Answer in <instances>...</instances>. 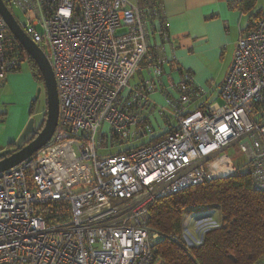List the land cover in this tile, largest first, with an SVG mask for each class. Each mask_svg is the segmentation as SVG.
<instances>
[{"label":"built area","instance_id":"obj_1","mask_svg":"<svg viewBox=\"0 0 264 264\" xmlns=\"http://www.w3.org/2000/svg\"><path fill=\"white\" fill-rule=\"evenodd\" d=\"M5 1L51 62L59 121L44 147L0 173V264H161L151 205L203 184L207 162L235 144L264 191V11L237 41L222 103L205 104L189 73L161 83L164 57L152 49L163 8L152 0ZM11 36L0 14V84L25 61L9 56ZM143 64L149 75L136 81ZM157 91L165 104L154 108ZM153 114L165 133L134 145L158 132ZM219 227L201 215L167 237L190 250Z\"/></svg>","mask_w":264,"mask_h":264},{"label":"crops","instance_id":"obj_2","mask_svg":"<svg viewBox=\"0 0 264 264\" xmlns=\"http://www.w3.org/2000/svg\"><path fill=\"white\" fill-rule=\"evenodd\" d=\"M161 6L169 39L160 36V22L155 21L159 33L154 35L157 48L154 47L152 51L164 57V73L160 81L163 85L175 83L184 73H189L192 82L206 90L207 95L202 102L207 104L219 96L220 85L234 59L237 41L242 33L252 28L255 15L264 11V0H161ZM17 72L10 73L0 84V125L7 126L10 122L18 124L6 143L0 144V151L12 147L11 144L24 131L32 117L29 107L34 104L41 85L31 79L25 88L30 89L26 102L28 111L13 118L12 108L18 106L12 95L13 89L18 90ZM148 72L143 64L135 80L147 78ZM151 100L154 108L165 104L164 96L158 91L151 95ZM151 116L159 127L154 135L157 138L165 133L161 128L163 119L158 114Z\"/></svg>","mask_w":264,"mask_h":264},{"label":"trees","instance_id":"obj_3","mask_svg":"<svg viewBox=\"0 0 264 264\" xmlns=\"http://www.w3.org/2000/svg\"><path fill=\"white\" fill-rule=\"evenodd\" d=\"M152 6L159 8L161 0H152ZM159 32L162 37L168 33L163 16L160 17ZM8 54L10 57L23 54L35 80L44 84L37 63L13 36ZM45 116L40 129L44 126ZM212 211L218 214L213 215ZM198 213L213 215L220 221L219 228L205 234L201 246L187 250L167 237L180 234L190 216ZM148 224L164 236L156 240L154 246L155 258H161L162 264H264V191L256 190L249 169L208 178L201 185L155 201L150 207Z\"/></svg>","mask_w":264,"mask_h":264},{"label":"water","instance_id":"obj_4","mask_svg":"<svg viewBox=\"0 0 264 264\" xmlns=\"http://www.w3.org/2000/svg\"><path fill=\"white\" fill-rule=\"evenodd\" d=\"M0 14L6 21L12 35L24 47L29 56L35 60L42 73L44 84L38 87L35 99H39L43 91L46 94L44 126L40 129L39 126L36 127L35 118L29 119L24 131L13 143V146L0 151L1 173L29 158L52 138L59 121V98L56 78L46 53L25 32L5 0H0Z\"/></svg>","mask_w":264,"mask_h":264},{"label":"rangeland","instance_id":"obj_5","mask_svg":"<svg viewBox=\"0 0 264 264\" xmlns=\"http://www.w3.org/2000/svg\"><path fill=\"white\" fill-rule=\"evenodd\" d=\"M15 12L20 20L24 19L18 10H15ZM39 31H42V30L39 28ZM125 32H126V29L120 30V33H125ZM21 65H22L21 68L16 73L17 74L16 81L18 83V90L17 91L14 89L12 90L13 99H15L18 102V106L12 108L13 118H15L17 115L24 113L25 110L28 111V107H26V102L29 97L30 89H25V88L28 87V84L30 83L31 79L34 82H36L30 70L29 64L26 61H24ZM213 100H217L219 103H222V99L219 96H216ZM213 100L209 101L208 103L212 102ZM45 110H46V94H45V91H43L41 93L40 98L35 99L34 104L33 105L31 104L29 107V111L33 112L32 117L35 118L36 120V127L41 125V123L43 122ZM17 125L18 124H16L15 122H10L7 124V126L0 125V144L6 143L7 137L14 133ZM152 138L153 137H150L148 139H143V140H137L138 142L134 143V145L142 144L144 142L149 141ZM206 168L209 171V178H218V177L227 176V175L232 174L233 172H236L239 169L241 171H247L248 169L250 170L249 163L245 159L241 151L239 150V146L237 144L232 145L231 147L218 153L209 162H207ZM212 212H213V215L218 214L215 211H212ZM200 215L201 214L198 213V214H195V215L193 214L192 216H190V218L188 219L187 225L193 226L194 221Z\"/></svg>","mask_w":264,"mask_h":264},{"label":"bare ground","instance_id":"obj_6","mask_svg":"<svg viewBox=\"0 0 264 264\" xmlns=\"http://www.w3.org/2000/svg\"><path fill=\"white\" fill-rule=\"evenodd\" d=\"M162 264V263H161Z\"/></svg>","mask_w":264,"mask_h":264}]
</instances>
